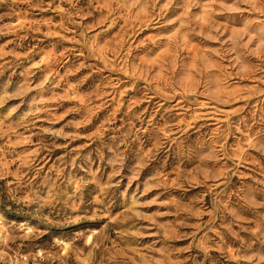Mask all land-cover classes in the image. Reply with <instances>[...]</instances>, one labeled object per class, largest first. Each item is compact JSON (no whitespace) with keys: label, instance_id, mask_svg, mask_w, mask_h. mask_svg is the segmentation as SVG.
<instances>
[{"label":"rangeland","instance_id":"obj_1","mask_svg":"<svg viewBox=\"0 0 264 264\" xmlns=\"http://www.w3.org/2000/svg\"><path fill=\"white\" fill-rule=\"evenodd\" d=\"M0 264H264V0H0Z\"/></svg>","mask_w":264,"mask_h":264}]
</instances>
